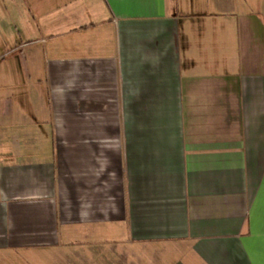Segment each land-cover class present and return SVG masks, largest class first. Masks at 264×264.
<instances>
[{"label":"crops","instance_id":"crops-1","mask_svg":"<svg viewBox=\"0 0 264 264\" xmlns=\"http://www.w3.org/2000/svg\"><path fill=\"white\" fill-rule=\"evenodd\" d=\"M222 1L0 0V264L108 223L151 264H264V41Z\"/></svg>","mask_w":264,"mask_h":264},{"label":"rangeland","instance_id":"rangeland-1","mask_svg":"<svg viewBox=\"0 0 264 264\" xmlns=\"http://www.w3.org/2000/svg\"><path fill=\"white\" fill-rule=\"evenodd\" d=\"M221 3V11L227 15L228 31L231 30L230 28H236V25L239 27L245 19H251L257 31L255 33L256 38L264 41V7H261L255 0H223ZM197 8L195 6V9ZM1 20L6 21L8 18L3 17ZM12 47L11 40L7 41L4 47H0V53L5 57L0 59V73H15L18 67L16 65L17 56ZM103 199L105 200V198ZM101 201L99 202L101 203ZM68 205L71 207L74 205V201L70 200ZM76 229L77 234L67 238L62 243L60 257H56L54 249H51L50 261L44 260V264H151L153 261L152 249L145 251L146 249L137 244L123 242L121 224H95L93 225V232L97 229V235L89 233L91 226L82 225ZM107 230L113 231V235ZM16 262L18 261L14 258L12 264ZM23 263L25 264V262Z\"/></svg>","mask_w":264,"mask_h":264}]
</instances>
